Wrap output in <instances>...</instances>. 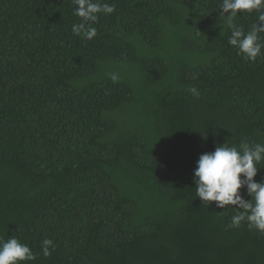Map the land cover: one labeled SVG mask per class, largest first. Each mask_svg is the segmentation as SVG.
Here are the masks:
<instances>
[{
    "label": "trees",
    "instance_id": "1",
    "mask_svg": "<svg viewBox=\"0 0 264 264\" xmlns=\"http://www.w3.org/2000/svg\"><path fill=\"white\" fill-rule=\"evenodd\" d=\"M107 2L86 40L72 0H0V236L29 264H264L193 180L202 153L264 143V57L228 44L219 0Z\"/></svg>",
    "mask_w": 264,
    "mask_h": 264
},
{
    "label": "clouds",
    "instance_id": "2",
    "mask_svg": "<svg viewBox=\"0 0 264 264\" xmlns=\"http://www.w3.org/2000/svg\"><path fill=\"white\" fill-rule=\"evenodd\" d=\"M72 3L73 14L80 18L79 23L72 25V32L86 40L97 36V28L91 25L99 21L100 14L111 15L116 11V5L107 0H72ZM217 8L223 18L221 34L224 28L230 29L228 44L236 49L237 55L253 63L264 57V0H219ZM244 15L255 17L247 30L243 24L236 23ZM110 78L114 83L119 80L116 73L110 74ZM188 91L199 98L196 87ZM260 165H264V143L242 138L238 145L227 142L218 145L214 151L202 153L196 161L195 196L202 203L215 202L220 209L233 206L236 212L229 228H239L244 223L249 231L264 235V178L255 179ZM244 193L250 199H245ZM55 247L51 239H44L41 253L49 257ZM37 257L32 247L16 235L7 239L0 236V264H29Z\"/></svg>",
    "mask_w": 264,
    "mask_h": 264
}]
</instances>
